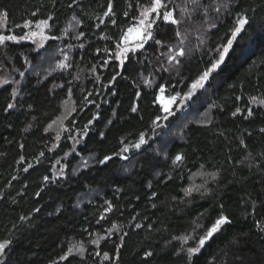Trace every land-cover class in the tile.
<instances>
[{
  "label": "trees",
  "instance_id": "16d2710c",
  "mask_svg": "<svg viewBox=\"0 0 264 264\" xmlns=\"http://www.w3.org/2000/svg\"><path fill=\"white\" fill-rule=\"evenodd\" d=\"M108 3L0 0V12L8 14L6 21L0 16V35H26V28L17 25L47 20L49 36L56 37L50 50L62 39L64 47L69 44L73 49L66 74L43 80L37 76L38 70L29 71L41 61L30 43L6 42L0 48V77L7 79L0 87V241H11L0 261L264 264V232L256 227L257 222L264 227V132L260 131L264 106L259 104L264 99V0L188 4L191 19L187 17L186 25L181 23L180 31L185 42L194 40L193 34L186 35L188 23L196 27L206 23L203 43L198 41L191 51L188 47L186 55L178 57L181 63L173 67L168 57L175 55L179 42L169 40V47L155 52L148 48L131 56L123 71L116 68L115 45L123 35L121 29L130 26L123 13L131 16L135 9L128 4L135 5L136 0H112L115 15L111 19L119 27L104 15ZM175 3L184 5L185 0ZM176 14L183 16L179 10ZM240 16L249 23L208 85L209 122L188 124L160 153L155 145L158 140L151 137L169 128L177 117L161 120L159 128L152 125L157 115L163 116L157 102L158 85L165 87L167 97L185 93L209 60L216 58L215 48L227 38L226 33L230 35ZM71 18L77 23L76 41L63 38ZM105 36L108 39L102 38ZM164 67L170 70L164 72ZM117 71L120 75L112 80ZM64 101H70L75 111L53 131L48 126L60 118ZM9 103L12 109H7ZM237 109L240 112L233 116ZM249 109L252 116H247ZM141 132L147 133V143L137 150L133 145ZM124 146L129 152L120 153ZM176 155L184 157L179 166L173 164ZM105 156L112 159L101 164ZM29 165L32 167L25 172ZM201 169L216 173V179L209 180L206 191L185 196L189 176ZM109 203L112 211L107 212ZM200 213H204L200 218L203 227L197 235L221 213L232 223L189 257L173 237L192 233ZM101 215L106 218L97 223ZM113 224L117 228L110 235L107 230ZM195 243L189 240L183 248ZM81 244L83 253L77 252ZM73 245L76 247L69 254ZM97 251L100 256H95ZM104 252L110 259L103 258ZM149 252L151 256L146 255ZM62 255L68 259L61 260Z\"/></svg>",
  "mask_w": 264,
  "mask_h": 264
},
{
  "label": "snow or ice",
  "instance_id": "6c2138e0",
  "mask_svg": "<svg viewBox=\"0 0 264 264\" xmlns=\"http://www.w3.org/2000/svg\"><path fill=\"white\" fill-rule=\"evenodd\" d=\"M188 4L199 6L200 0H185L184 5H177L175 3V0H136L135 5L132 3L128 4L129 9H135V11L132 12V15L129 16V12H124V18L126 22L130 23V26L127 27L126 30L121 29V32L123 35L118 36V40L115 45V52H114V59L118 60L119 63L116 65V68L120 71L126 70V64L130 62V58L133 55H136V53L140 52L143 53L144 51H147L148 48H151L154 52L158 51L161 48L169 47L168 41L169 40H175L179 43L176 45V48L178 49L175 52V55H171L168 57V64L175 67L176 65H179L181 63V60L178 59V57L182 58L186 55L185 48L181 47L180 45L184 44V33L180 31V24L182 23V19L180 16L176 14V11L179 10L181 14H187L188 18L191 19V13L189 12V9L187 7ZM71 6V5H69ZM224 7H227V4L223 5ZM195 9H193L194 11ZM216 12L220 11V8L215 9ZM138 13V14H137ZM207 12L205 11V15ZM35 15V13H33ZM105 16L109 17L111 20V23L115 27H119L117 24V21L115 19H111L114 15V8L112 4V0H109V3L107 5V11L104 13ZM0 16L3 17L4 21L7 20L8 14L7 12H0ZM51 19V17H49ZM249 21L247 18L240 16L235 26L230 30V35L226 33V39L221 42V44L215 48L216 58L209 60V66H207L204 70L200 72L198 77L194 79L191 82L189 92L185 95L184 99H191L192 95L198 90L205 87V84L209 81L210 77L214 72H216L222 64L225 63L226 58L229 57L231 51L234 48V43L237 41V38L240 36V34L245 30V26L248 25ZM31 24L29 21H25V23L21 25H17V27H23L27 28L30 27ZM38 28H48V21L42 20L37 25ZM211 27H215V24H213ZM209 31L211 28L208 29ZM135 34V40L129 46V37ZM32 35H35L33 33ZM29 36L22 35H0V48H3L6 46V42H14V43H20V41L28 39ZM51 39H56V37H50ZM79 38V37H78ZM103 39H108V37H102ZM42 39H47L46 37L42 36ZM199 39V37H198ZM201 43L203 41L201 40ZM147 46V48H146ZM41 47L43 45L41 44ZM83 47V45H81ZM107 51V49H105ZM171 51V49H170ZM159 59V57H157ZM107 63V61H105ZM61 68L67 67V65H60ZM164 72H168L170 69L167 67H164L162 69ZM120 71H117L115 75L112 76V80L116 79L117 75H120ZM20 76H24V72L20 73ZM159 92L161 93L160 96L157 97V99L161 102L162 110L165 113V115L160 116L157 115L155 119L152 120V125H155L157 128L161 126L160 122L161 120H168L170 116L175 115V112L173 111L172 105H174L177 102L178 95L171 96L167 101L164 100L163 93H165L166 89L163 85H158ZM13 97H15L16 92L13 91L12 93ZM69 95H71V91L69 90ZM139 94H137L138 96ZM87 99V98H86ZM256 98L253 97V100ZM259 104L261 106H264V99H261L259 101ZM13 104L9 103L7 104V109H12ZM133 112L137 111L136 107H132L131 109ZM75 111V109H73ZM238 112H240V109H237L236 112L233 113V116H235ZM253 112L251 109L248 110L247 116H252ZM67 118V117H62ZM91 122V121H90ZM55 123V121L53 122ZM111 123V121H109ZM51 128V125L48 126ZM67 130V129H65ZM47 131V129H46ZM261 132H264V128L260 129ZM103 136V134H101ZM147 133L141 132L139 134V140L138 143L134 144L133 147H135L137 150L141 149V146L145 145L147 143L146 141ZM56 139H60L59 135H57ZM123 143V141H121ZM243 144L244 142L241 141ZM23 147V146H21ZM129 152V148L127 146H124L120 149V153H127ZM41 156L44 154L41 153ZM121 159L127 160L128 156L121 155ZM112 159V156H105L103 160L100 161L101 164H105L108 161ZM184 157L182 155H176L173 164L176 166H179L183 163ZM87 163V162H85ZM32 165H29L28 168H24V171L27 172L29 168H31ZM203 175H208L211 177L212 180H215L217 177L216 173H202ZM44 180L47 181L48 177L45 176ZM201 186H197L195 188L196 191L200 190ZM193 188H186L184 189L185 196H190L193 192ZM206 191V189H205ZM203 195V193H201ZM155 207V205H153ZM221 208H223V205H220ZM254 207V205H253ZM39 211V209H37ZM107 212L112 211V205L109 203L108 208L106 209ZM251 214V213H250ZM204 215V213H200L199 216L193 221V232L190 234H186L180 237H173L174 240H179L181 242V249L185 250L189 257L192 255L200 252L201 249L205 247V245L211 241L214 236L217 233H220L223 230V227L225 225L231 224V219L221 213L218 215V217L211 222V224L204 229L202 234L197 235V231L199 228L203 227V225L200 223V218ZM106 217L105 215H101L99 217V220L97 223H99L100 220H104ZM137 228L142 227V225L137 224ZM256 227L264 232V227H261V224L259 222L256 223ZM117 228V225L113 224L110 229L107 231L111 235L112 231ZM109 237H102V239H108ZM124 235H127L125 233ZM123 239V237H121ZM189 240H194L195 246H190L187 249L183 248V245L186 244ZM8 247V244L6 243H0V255H4L6 252V249ZM76 246L73 245L72 248L68 249V253L72 254L73 248ZM85 249L83 248V245L81 244L79 248H77V252L83 253ZM116 252H119V248L116 249ZM101 253L99 251L95 252V256H100ZM147 256H151L152 253H147ZM83 259V256L81 257ZM103 258L105 260L110 259L108 252L103 253ZM61 260H67V255H62L60 257ZM116 259H119V256H116ZM0 264H4V261H0Z\"/></svg>",
  "mask_w": 264,
  "mask_h": 264
},
{
  "label": "rangeland",
  "instance_id": "374dc122",
  "mask_svg": "<svg viewBox=\"0 0 264 264\" xmlns=\"http://www.w3.org/2000/svg\"><path fill=\"white\" fill-rule=\"evenodd\" d=\"M187 14H183L182 16V24L186 25L187 24ZM38 23H30L31 26L27 27L26 34L29 36L28 39H25V42L30 43L38 52L39 58L41 59L40 64L33 70V67H29V71L34 72L38 70L37 76H40V78L43 80L46 79L48 76L52 75L56 77L58 74H66V72L70 69V63L72 61V56L73 51L72 47L70 48L69 44L64 47V41L58 40L54 43H56V47L54 49L50 50L49 46L52 41H55L50 38L48 34V28H43L40 27L38 28L37 25ZM181 25V24H180ZM197 24L195 23H188L186 26V35L193 34L194 35V40H190L187 42L184 41L186 52H188V47L189 51L191 49H194L197 47V44H201V40L203 41L206 33H204L207 29L206 23L202 26L196 27ZM206 26V27H205ZM77 23L75 19H72L68 22V25L65 29V32L63 33L64 39H69L76 41L78 40V35H77ZM35 33V35H32ZM43 37H46L47 39H42ZM199 37V39H198ZM135 40V34L129 37V46L134 42ZM192 46L189 45V43L193 42ZM199 41V42H198ZM178 42V41H177ZM41 44L43 47H41ZM67 65V67L61 68L60 65ZM211 81V77L209 81L205 84V87L202 89H198L191 97V99H184L185 95L189 92L190 87L186 90L185 93L183 92H177L174 95H178L177 102L172 105L173 111L175 112V115L170 116V117H177L175 122L172 123V125L169 128H165L162 133L157 134V136H152L151 139L153 140H158L155 145L156 147L159 148L160 153H164L165 149L167 146L174 140L179 138L180 133L183 128H185L188 124H205L209 122L210 117H211V112L209 107L207 106V97L209 95V82ZM7 82L6 78L0 77V87ZM161 93L157 94V97L160 96ZM164 100L167 101L170 97L164 95ZM157 102L160 106V111L162 112V115H165V113L162 110L161 102L157 99ZM72 104L70 101H64L61 104V109H60V118H57L55 123L51 125V128L53 131H58L62 127V117H68V115L72 112ZM202 173H209L204 170H199L192 174L190 177V184L187 188H193L194 193H199L204 191L207 183L209 180H211V177L208 175H203ZM197 186H201L199 191H196L195 188Z\"/></svg>",
  "mask_w": 264,
  "mask_h": 264
},
{
  "label": "water",
  "instance_id": "95a60500",
  "mask_svg": "<svg viewBox=\"0 0 264 264\" xmlns=\"http://www.w3.org/2000/svg\"><path fill=\"white\" fill-rule=\"evenodd\" d=\"M0 243H6V244H8V247H7V249H6V252L4 253V255H5V254L7 253V251L9 250V248H10L11 241H10V240H2V241H0ZM4 255H0V260H1V258H2Z\"/></svg>",
  "mask_w": 264,
  "mask_h": 264
}]
</instances>
